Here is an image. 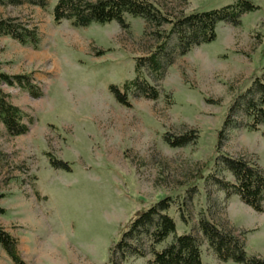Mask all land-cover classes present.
Instances as JSON below:
<instances>
[{
	"label": "rangeland",
	"instance_id": "1",
	"mask_svg": "<svg viewBox=\"0 0 264 264\" xmlns=\"http://www.w3.org/2000/svg\"><path fill=\"white\" fill-rule=\"evenodd\" d=\"M56 1L40 6L0 0V18L35 28L38 36L32 45L0 35L1 70L27 75L37 92L32 95L27 84L2 85L27 125L26 132L11 135L0 121V226L17 240L21 259L27 264H109L121 227L134 212L165 196L172 199L167 212L175 234L196 235L205 264L239 263L216 258L198 228L202 217L240 236L249 254L264 257V212L236 194L226 195L210 180L215 175L233 181L216 159L218 151L264 172L261 130H247L241 111L222 127L235 95L264 70V0H252L259 8L243 13L237 24L217 23L212 41L183 54L171 35L166 46L171 62L162 59L161 75L142 67L158 97L132 89L130 106L120 104L108 85L132 79L136 59L154 49L170 23L155 26L129 14L124 15L126 27L115 21L55 23ZM150 1L172 19L237 0ZM189 129L197 137L184 146H170L162 138L165 132ZM48 155L67 162L70 170L53 167ZM205 164L203 177L197 178ZM150 257L146 248L145 256L124 260L116 252L114 259L115 264H147ZM0 264H15L1 245Z\"/></svg>",
	"mask_w": 264,
	"mask_h": 264
},
{
	"label": "trees",
	"instance_id": "2",
	"mask_svg": "<svg viewBox=\"0 0 264 264\" xmlns=\"http://www.w3.org/2000/svg\"><path fill=\"white\" fill-rule=\"evenodd\" d=\"M15 1V0H8ZM29 3L45 5V0H26ZM259 8L252 0H237L234 3L219 8L195 10L188 14L180 13L171 19L162 13L150 0H57L52 8V18L55 23L67 20L73 26H87L91 23L104 24L111 21L126 27L124 15L143 18L148 24L161 26L170 23L167 31H162L154 49L146 56L136 59L134 77L122 84H109L108 89L114 98L124 106H130L128 93L136 89L141 95L155 99L158 89L145 77L143 66L149 68L154 75H161L164 68L162 59L171 62L170 53L166 52L167 42L171 35L176 37V47L179 54L190 50L192 46L208 43L216 36V25L219 22L237 24L239 17L249 11ZM0 35H9L20 43H38L35 28H29L12 18H0ZM18 83L28 85L30 93L37 96L32 89L28 76L25 74L9 75L0 67V121L11 135L26 132L27 125L23 122V112L13 105L8 94L2 88L3 84ZM241 111L245 116L243 126L249 131H259L264 137V70L261 76H255L251 85L240 90L226 110L223 128L230 125L231 115ZM234 122V121H233ZM197 137L194 129L174 135L168 132L162 138L170 146H184ZM218 143L222 138V130L218 132ZM48 154V153H47ZM49 156L50 164L55 168L70 170L67 162ZM216 159L223 169L233 176V181L210 176V180L226 195L236 194L240 201L256 212H264V172L255 163L242 157H233L218 151ZM207 164L202 167L197 178L203 177ZM172 199L165 196L156 202L143 207L128 219L121 227L119 236L110 249L109 264H115V253L124 260L129 255L145 256L146 248L151 253L147 264H205L201 257L200 242L191 231L175 234L174 219L168 214ZM0 212L3 209L0 208ZM181 219L186 220L183 214ZM198 228L205 238L209 248L220 261H233L239 264H264V257L249 254L244 240L231 231L219 227L211 220L202 217L198 220ZM170 234L171 241L158 249L156 245L163 242ZM145 239V242L142 241ZM146 245V247L144 246ZM0 245L15 264H27L19 256L17 240L0 226Z\"/></svg>",
	"mask_w": 264,
	"mask_h": 264
}]
</instances>
